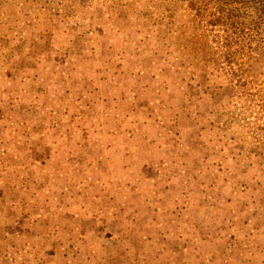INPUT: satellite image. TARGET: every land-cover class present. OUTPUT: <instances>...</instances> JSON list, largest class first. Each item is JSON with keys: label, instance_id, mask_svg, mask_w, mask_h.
I'll return each instance as SVG.
<instances>
[{"label": "rangeland", "instance_id": "1", "mask_svg": "<svg viewBox=\"0 0 264 264\" xmlns=\"http://www.w3.org/2000/svg\"><path fill=\"white\" fill-rule=\"evenodd\" d=\"M219 3L206 0L199 5L210 18ZM237 28L211 27L191 7L190 0H0V264H11L5 251L28 237L35 247H42L44 259L38 263L48 264L52 250L76 239L79 232H83L84 250L79 264H99L93 258L95 244L88 245L99 227L96 212L84 207L83 201L60 203L56 191L71 194L73 189L58 187L48 176L55 174L43 167L62 163V156L51 159L54 149L69 147L72 151L83 140L81 122L74 137L67 140V148L64 138L58 143L54 138L60 130L73 133L60 115L54 117L59 127L49 131L50 111L62 113V106L75 99L70 92L78 96L89 82L95 86L97 78L109 76H114L117 85V80L128 78L126 84L118 86L133 85L129 100L148 99L152 116L161 117L168 94L180 91L184 101H179L175 114L195 122L196 142L201 144L202 154H207V174L212 171L210 187L216 186L209 191L213 204L208 208L215 207L220 215L221 210L227 213L225 223L217 229L227 242L222 243L224 254L218 255L232 258L230 264H264L261 50L256 41L251 50L246 45L249 38H239L234 61L229 64L219 53L224 46L213 40L216 34L236 36ZM87 67L92 76H85ZM125 67L129 76H125ZM255 71L258 74H253ZM149 84L151 95L146 98L142 92ZM121 95L124 98V93ZM45 130L50 132L48 136ZM52 138L56 145H50ZM23 180L27 182L21 187ZM197 200L178 205L176 213L188 228L205 235L207 232L198 228L218 226V216L212 215V222L196 223L192 209L200 204L199 197ZM109 225L105 245L111 243V233L117 228L114 221ZM125 235L122 241L128 242ZM188 236L181 237L183 243L191 240ZM196 255L199 260L202 253Z\"/></svg>", "mask_w": 264, "mask_h": 264}, {"label": "crops", "instance_id": "2", "mask_svg": "<svg viewBox=\"0 0 264 264\" xmlns=\"http://www.w3.org/2000/svg\"><path fill=\"white\" fill-rule=\"evenodd\" d=\"M125 68V76H129ZM86 75L92 76L89 67ZM101 76L104 74L101 73ZM112 77L97 78L95 86L90 82L85 83L87 88L84 90L89 92V99L82 110L79 133L83 135L82 145H75L70 151V161L66 164L68 168L63 177L73 193L56 191L60 203L68 205L75 200L81 204L83 201L84 207L96 212L99 227L95 238L88 231L92 233L88 245L95 244L92 245L96 251L93 257L95 263L205 264L206 254L221 258L222 255L218 254L225 252L222 244L225 237L217 229L220 223H225L227 213L221 210L220 215L215 212V207L208 208L213 201L200 197L204 192L202 187L210 191L216 186L210 187L212 171L207 174V154H202L201 144L196 142L195 122L175 114L179 110V101H184L183 95L180 96L177 89L170 92L161 117L156 114L152 116V107L146 101L148 99L129 100L128 95L135 89L133 85L119 87L126 84L128 78L117 80L118 86ZM150 88V84L143 88L142 93L146 98L151 95ZM123 93L124 98L121 97ZM35 167L41 170L40 166ZM184 181H188L193 201H198V197L200 199L197 208L192 209L193 213L196 212L195 222H212V215L218 216V226L215 224L202 230L198 228L208 235L188 228V223L176 213L183 196ZM215 204H219L218 201ZM113 207L116 209L114 214L107 217L106 214H110ZM111 218L114 220L111 221ZM109 221H114L117 228L113 227L112 241L105 245L108 243L107 230L111 226ZM124 233L128 242L122 241ZM186 233L191 240L200 234V245L205 248L197 251L193 240L191 242L187 238L192 249L185 254L181 237ZM91 236L88 234V238ZM201 253L199 260L194 258Z\"/></svg>", "mask_w": 264, "mask_h": 264}, {"label": "built area", "instance_id": "3", "mask_svg": "<svg viewBox=\"0 0 264 264\" xmlns=\"http://www.w3.org/2000/svg\"><path fill=\"white\" fill-rule=\"evenodd\" d=\"M114 78V77H113ZM70 94H72L75 99L71 100L70 102L63 105L62 106V113L57 110V109H52L50 111V114L52 115L51 121H49L50 125L52 127H47L51 130H55L56 127L58 126V121L57 119L54 120L55 116L60 115V118L62 120H64L65 122L68 123L69 127H70V132H72L73 134H68L66 131L60 130L59 134L56 135V138H54L55 140H57V142L59 143L62 138H64V143L65 147H68V143L67 140H71L74 135L76 134V129L77 126L81 124V119H82V112L81 109L83 108V106L86 104L87 100L89 99V92L87 90L81 91L78 96L74 95L73 92H70ZM129 99H131V97H129ZM71 101H73V103H71ZM154 102L151 101L150 104H153ZM72 106L74 108V111H72L69 107ZM49 110V109H47ZM43 112H45V110H43ZM49 118V119H50ZM46 131V130H45ZM49 131H46L47 136L49 135ZM44 134V133H43ZM63 135V137H62ZM55 136V135H54ZM52 139H50V145H56L55 141H52ZM79 145H82V143H79ZM52 155V154H51ZM50 155V156H51ZM56 155V157H55ZM63 157L62 163L58 164L52 163V160L59 159V157ZM70 150L69 147L67 149L64 150H57L54 149V154L51 156V163L52 165L50 166H46L43 167L44 170H48L50 169L51 172H53L55 174V176L53 174H48V176L52 177L51 179L53 180V182L56 183L57 186L65 189L66 191H68L71 187L66 184L63 181V177L66 174V169L68 168V165L66 166V164L69 163L70 161ZM37 163H39V161H37ZM164 164H167V162H164ZM220 167H218V169L215 170L217 171V173L219 172ZM21 178H23V176H21ZM49 179V178H48ZM126 180V177L124 179ZM27 181L23 180V184H21V187L24 186ZM130 183V181H129ZM54 184V183H53ZM49 185V182H48ZM20 185H18L19 187ZM204 188V187H203ZM189 189V185H188V181H184V194L182 196V198L184 199L183 202H181L180 197L178 198V200H180V205H189L193 202V197L191 196V192L188 190ZM49 191V190H47ZM34 194H36L37 196L39 195L38 192H34ZM200 197H204V198H209L211 199L212 194L209 193L208 190H204L203 194H200ZM177 198V197H176ZM122 205L124 206L125 203H122ZM115 208H111L110 209V215H113L115 212ZM77 217V214H76ZM216 221V220H215ZM232 234H229V236H231ZM194 239H196L195 241L197 242L196 245V250H202V248H205V246L203 247L201 244L202 242V238L201 236L197 235ZM83 232H79L78 237H76V239H70V242L68 244H62L59 246V248H57L58 250H55L51 252V256H52V261L47 262L48 264H59L61 261L64 262V264H79V262H81V260H83ZM235 245H237V243L235 242ZM190 242L185 241L183 243V247H182V251L183 252H188L190 251ZM6 259L8 261H10L11 264H37L38 260H42L44 259V255L42 254V247L40 250V247H35V244H33V240L30 239L29 237L24 239L22 244H17L15 246H10L6 251ZM63 259V260H62ZM205 264H230L233 259L232 258H215L213 255H207L204 258ZM83 264V263H82Z\"/></svg>", "mask_w": 264, "mask_h": 264}, {"label": "trees", "instance_id": "4", "mask_svg": "<svg viewBox=\"0 0 264 264\" xmlns=\"http://www.w3.org/2000/svg\"><path fill=\"white\" fill-rule=\"evenodd\" d=\"M204 2L206 0H190V5L198 12L200 18L207 20L208 25L211 27L226 26L228 29L231 27L235 30L239 27L240 29L238 32L234 31L236 36L230 33L216 34V38L213 39L221 46H224V49L219 53L226 58L228 63L232 64L234 61L233 56L236 53L235 43H238L239 38L241 39L245 36V39L249 38L246 44L249 49H253V40L257 42L256 47L261 50L258 61L259 70L264 67V0H220L221 4L219 3L218 10L213 14L210 12V18H207V14L202 12L205 7L199 5ZM198 43L200 46L202 45L200 41ZM208 47L211 51L214 49L211 44ZM219 53L217 52V55ZM253 74H258V72L255 71Z\"/></svg>", "mask_w": 264, "mask_h": 264}]
</instances>
